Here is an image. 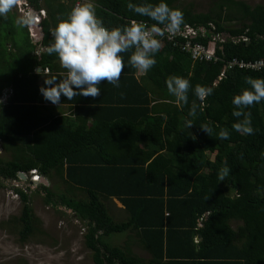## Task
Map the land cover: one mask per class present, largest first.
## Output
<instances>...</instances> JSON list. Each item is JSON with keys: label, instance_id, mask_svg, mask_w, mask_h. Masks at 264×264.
Wrapping results in <instances>:
<instances>
[{"label": "trees", "instance_id": "trees-1", "mask_svg": "<svg viewBox=\"0 0 264 264\" xmlns=\"http://www.w3.org/2000/svg\"><path fill=\"white\" fill-rule=\"evenodd\" d=\"M179 1L164 0L183 12L181 26L212 32L198 37V42L209 46L212 34L230 36L216 47L224 61H264V6L237 3L242 16L233 17L224 13L232 0H220L217 13H197ZM26 2L33 10L45 5L49 19L41 22L40 43L51 44V30L71 9L57 0ZM159 2L94 0V5L97 17L112 29L130 21L152 26L154 21L130 11L127 4ZM234 21L239 28L223 25ZM157 38L162 40L157 62L142 79L129 63L131 51L122 53L128 66L120 86L104 81L96 98L62 96L60 104L69 106L70 116L46 113L53 103L42 96L44 83L38 81L41 73L35 72L38 67L52 75L58 56L46 51L40 59L35 57L38 66H27L21 56L12 57L8 66L17 67L9 69L0 84V98L10 93L8 101L0 103V142L12 158L0 160V178L18 181L20 173L36 170L80 190L85 198L58 195L39 185L47 204L57 198L85 222V242L94 264H264V101L245 109L251 112L254 134L242 135L232 127L243 119L232 114L234 96L249 87L246 77L264 78V68L227 70L220 80L224 62H194L164 37ZM174 75L192 84L187 105L178 104L168 93L166 80ZM197 84L212 89L202 102L194 94ZM193 101L198 107L190 116ZM89 119H94L90 125ZM187 120L193 122L192 128L186 127ZM203 124L213 129L211 136L200 128ZM222 128L228 130V139H219ZM224 167L229 173L221 181ZM15 192L25 203L21 217L25 237L34 222L30 196L22 189ZM110 197L123 204L126 221L116 222L109 214L104 200ZM127 231L138 235L147 258L106 240Z\"/></svg>", "mask_w": 264, "mask_h": 264}, {"label": "clouds", "instance_id": "clouds-1", "mask_svg": "<svg viewBox=\"0 0 264 264\" xmlns=\"http://www.w3.org/2000/svg\"><path fill=\"white\" fill-rule=\"evenodd\" d=\"M19 3L20 0H0V16L6 17ZM127 8L155 23L148 27L142 22L132 21L128 26L109 29L97 17L91 0H83L71 7L67 17L59 19L56 27L51 30L53 42L48 45L47 53L58 56L66 75L62 79L45 75L47 78L40 87L45 100L60 105L62 96L68 100L76 96L96 98L101 91L98 86L104 81L119 87L125 67L122 53L131 51L129 63L138 72L146 73L155 66V54L162 47V40L157 37L165 34L175 36L184 23L183 12L171 8L164 0L156 4L128 3ZM36 20L37 17L29 10L16 23L18 26H28ZM245 83L249 87L244 88L232 100L236 109L233 116L243 119H239L232 127L242 135H252L255 130L252 127L251 112H246L245 109L264 101V78L249 76L245 78ZM166 86L168 93L176 98L178 104H188V93L192 89L189 79L174 75L166 80ZM211 93L212 89L206 86L197 84L194 88V94L201 102ZM197 107L196 101H193L190 116L196 114ZM185 125L188 128L194 126L191 120H187ZM200 128L211 136L213 129L209 125L203 124ZM228 138V130L222 128L219 139ZM228 173L227 167L222 168L220 180L223 181Z\"/></svg>", "mask_w": 264, "mask_h": 264}, {"label": "rangeland", "instance_id": "rangeland-1", "mask_svg": "<svg viewBox=\"0 0 264 264\" xmlns=\"http://www.w3.org/2000/svg\"><path fill=\"white\" fill-rule=\"evenodd\" d=\"M57 2L64 3L70 9L73 5V0H57ZM91 2L94 4V0H91ZM221 2L220 0H180L179 5L192 9L197 13H210L211 11L217 13ZM242 2L251 7L264 6V0H232L230 9L227 8L224 13L227 11L233 17L242 16V9L239 5ZM23 15L20 14V16ZM0 19L2 20L1 16ZM223 25L240 27L238 21L223 22ZM0 27L5 29L6 24L2 22ZM18 37L23 39V33H19ZM39 47H42L41 43H39ZM2 56L0 55V58ZM22 59L26 60L24 57ZM11 61L12 59L6 55L1 60L0 84L4 83L7 74L10 72L9 69L17 67L8 66ZM2 68L4 72H2ZM5 93L8 100L10 93ZM11 155L10 151L3 150L0 142V160L6 162L12 158ZM212 159H214V156H212ZM24 181L25 183L20 185L26 188L29 185V180ZM15 186L19 187L13 181L0 178V264H94L92 251L85 242L87 233L85 222L80 221L72 210H68L60 204L57 198L47 204L46 194L43 190H40L39 185H33L32 191L27 190L26 192L30 196L29 206L34 215V222L31 233L23 237L21 217L25 203L20 195L16 194L15 189L17 188ZM46 186L58 195L62 193L61 181H49ZM118 217L117 215L116 219ZM131 233L127 231L107 237L106 240L111 245L120 247L125 246L124 243L127 242L128 247L134 254L147 258L149 254L139 245L138 240H129L128 235ZM135 243L139 244L136 245Z\"/></svg>", "mask_w": 264, "mask_h": 264}, {"label": "crops", "instance_id": "crops-1", "mask_svg": "<svg viewBox=\"0 0 264 264\" xmlns=\"http://www.w3.org/2000/svg\"><path fill=\"white\" fill-rule=\"evenodd\" d=\"M42 9L45 10L47 14V9L45 5L43 4H42ZM19 13L20 12L18 11V6H16L7 14L6 17L1 16L3 21L0 19V24L4 22V24H6V27L5 29H3V27H0V54L4 56L6 55L10 59H12V57L14 56H21V57L27 58L26 59V61L28 62L27 66H31V65L38 66V65H35V57L37 59H40L41 55L47 51L48 45H42V47H39V43L42 38L40 39L39 42H36V40H34V38L31 37L27 26L17 25L16 21L19 17H21ZM45 19H49V15H46ZM19 33H23V39H20L18 37ZM33 56L34 58H32ZM0 63H1V59H0ZM54 64L55 66H57V69L54 72H52V75H51V72L49 74H46V72L45 74H43L42 73L43 71L38 67L35 69L36 73H41L39 74L38 81H41L42 83H44L45 79L47 77H50V75L56 76L57 79H62L66 75V70L61 67L59 63V59L55 60ZM125 66H128V64H126ZM135 75L138 79H142L145 76V73L138 72L136 70ZM47 106H48V111L46 112L47 114L52 113L55 116H61V115L70 116L72 114V111L68 105L52 104V105H47ZM89 120H90L89 125L92 124V121L94 122V119H89ZM141 146L144 147L145 144H141ZM44 178H45V182L47 183L53 180H56L58 182L61 181L62 187H63L62 194H66L69 198H73L75 196L79 198H85L80 190L74 189L73 187L66 185L63 180L55 176H53L51 179L46 178V177ZM44 185L46 186L47 184H44ZM104 203L109 211V214L110 215L112 214L111 216L114 218L115 221L121 222V221H126L128 219V214L125 211L123 204L117 198L110 197L109 199L104 200ZM117 215L119 216L118 219H116ZM128 236H129L130 241L134 239L138 240L140 244L139 243H135V244L136 245L139 244L141 246L140 238L135 232H132ZM124 244L127 245L128 243L126 242Z\"/></svg>", "mask_w": 264, "mask_h": 264}, {"label": "built area", "instance_id": "built-area-1", "mask_svg": "<svg viewBox=\"0 0 264 264\" xmlns=\"http://www.w3.org/2000/svg\"><path fill=\"white\" fill-rule=\"evenodd\" d=\"M83 0H74L72 8L75 7L77 4L82 3ZM18 11L20 14H25L29 10L33 12V14L37 17V20L35 23L28 25V31L30 32V35L36 42H39L42 38V29H41V22L46 17V12L44 10H33L26 2V0H20V3L17 5ZM132 22V21H130ZM144 23V22H142ZM146 26H149L148 23H144ZM212 32L206 33V30L203 27H193L191 25H184L181 26L180 31L172 37H169L167 34H165L163 37L170 43L173 44L175 47H179L183 52H185L194 62H201V63H218V62H224V70L222 71L219 79L221 80L224 76L227 70L231 69H241V70H250V71H260L264 68V61L263 60H255V61H244L237 58H233L232 60L224 61L222 57H220L217 54V43L218 42H225L226 36L225 35H214L212 34V40L210 41L209 46H205L204 44L197 41L198 37H205L207 34L211 35ZM243 41L248 42L249 40L247 38H242ZM48 72V69H46ZM8 93V91H6ZM6 93L3 94V97L0 98V103H6L7 100ZM9 98V96H8ZM25 174V173H24ZM27 176V180H29V185L26 188L21 187L24 184L25 181L18 180L13 181L15 184L19 187L15 188H21L25 192H27L28 188H34L33 185H44L45 179L43 176H41L36 170L31 171ZM26 180V181H27ZM18 195V193H16Z\"/></svg>", "mask_w": 264, "mask_h": 264}, {"label": "water", "instance_id": "water-1", "mask_svg": "<svg viewBox=\"0 0 264 264\" xmlns=\"http://www.w3.org/2000/svg\"><path fill=\"white\" fill-rule=\"evenodd\" d=\"M230 36L229 35H226V38H229ZM38 71V70H37ZM19 177L21 180H26L27 179V176L24 174V173H20L19 174ZM45 184H48L47 182H45Z\"/></svg>", "mask_w": 264, "mask_h": 264}]
</instances>
